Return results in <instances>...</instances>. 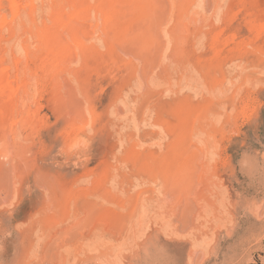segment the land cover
<instances>
[{"label": "rangeland", "instance_id": "1", "mask_svg": "<svg viewBox=\"0 0 264 264\" xmlns=\"http://www.w3.org/2000/svg\"><path fill=\"white\" fill-rule=\"evenodd\" d=\"M0 264H264V0H0Z\"/></svg>", "mask_w": 264, "mask_h": 264}]
</instances>
